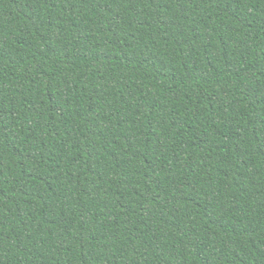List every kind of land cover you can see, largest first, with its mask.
Segmentation results:
<instances>
[{
	"label": "trees",
	"instance_id": "obj_1",
	"mask_svg": "<svg viewBox=\"0 0 264 264\" xmlns=\"http://www.w3.org/2000/svg\"><path fill=\"white\" fill-rule=\"evenodd\" d=\"M0 264H264V0H0Z\"/></svg>",
	"mask_w": 264,
	"mask_h": 264
}]
</instances>
